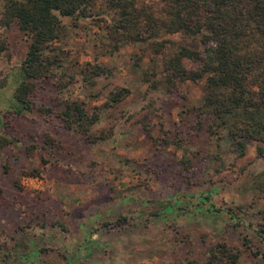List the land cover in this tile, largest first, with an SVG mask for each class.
<instances>
[{"label": "rangeland", "instance_id": "374dc122", "mask_svg": "<svg viewBox=\"0 0 264 264\" xmlns=\"http://www.w3.org/2000/svg\"><path fill=\"white\" fill-rule=\"evenodd\" d=\"M134 4L155 17L165 8ZM96 7L98 18L61 19L59 68L35 83L32 111L21 116L11 112L12 95L29 38L14 24L0 27V138L9 141L0 147V264H230L231 255L235 264H264L256 143L239 156L224 132H207L209 118L197 110L202 82H163L164 63L182 48L199 50L197 39L111 42L96 25L113 14ZM92 65L108 72L93 77ZM119 89L127 98L101 108L89 129L96 139L109 131L107 139L67 131L56 116L64 101L103 103Z\"/></svg>", "mask_w": 264, "mask_h": 264}, {"label": "trees", "instance_id": "16d2710c", "mask_svg": "<svg viewBox=\"0 0 264 264\" xmlns=\"http://www.w3.org/2000/svg\"><path fill=\"white\" fill-rule=\"evenodd\" d=\"M160 3L164 11L155 17L136 9L134 0H0V27L7 29L14 24L29 38L19 66L21 79L13 90L12 114L31 112L29 97L35 83L49 78L51 71L59 68L62 51L55 44L65 39L68 28L61 19L95 18L102 13L96 7L100 5L113 15L104 27L98 24L96 27L111 42L134 45L153 42L152 46H156L159 45L156 39L164 33L197 39L199 50L182 48L164 63L163 82L166 86L175 82H202L203 96L197 110L209 118L207 132H224L239 156L245 142H255V155L263 162L264 180V0H160ZM182 59L195 67H184ZM90 69L93 77L108 72L97 65ZM142 82L148 83L144 76ZM127 96V89H119L109 92L103 103L64 101L56 116L65 130L88 140L90 127L100 120V109L116 105ZM108 132L91 140L107 139ZM6 145L9 141L0 138V147ZM1 193L0 189V196ZM257 235L264 246V226ZM220 254L225 256L222 249ZM228 262L235 264L234 256H229Z\"/></svg>", "mask_w": 264, "mask_h": 264}, {"label": "crops", "instance_id": "0c3cea01", "mask_svg": "<svg viewBox=\"0 0 264 264\" xmlns=\"http://www.w3.org/2000/svg\"><path fill=\"white\" fill-rule=\"evenodd\" d=\"M108 212L110 213V210H109ZM108 212L104 213V216L108 217V216H107V215H109ZM93 238H94V237H93ZM93 244H95L94 241H93ZM104 245H105V243H104Z\"/></svg>", "mask_w": 264, "mask_h": 264}]
</instances>
